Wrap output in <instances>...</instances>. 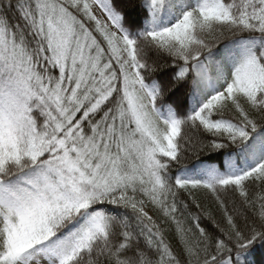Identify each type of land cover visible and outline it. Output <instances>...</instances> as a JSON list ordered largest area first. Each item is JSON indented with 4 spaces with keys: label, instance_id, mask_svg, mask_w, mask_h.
<instances>
[{
    "label": "snow or ice",
    "instance_id": "1",
    "mask_svg": "<svg viewBox=\"0 0 264 264\" xmlns=\"http://www.w3.org/2000/svg\"><path fill=\"white\" fill-rule=\"evenodd\" d=\"M0 264H264V0H0Z\"/></svg>",
    "mask_w": 264,
    "mask_h": 264
},
{
    "label": "trees",
    "instance_id": "2",
    "mask_svg": "<svg viewBox=\"0 0 264 264\" xmlns=\"http://www.w3.org/2000/svg\"><path fill=\"white\" fill-rule=\"evenodd\" d=\"M195 155V153H192L189 155L188 158V163L192 162V158ZM196 198L197 200L201 203V205L206 209V210H211L213 212V215L215 216V218L217 219V221L221 220V214L218 212V210L215 207V203L211 197L210 194L200 191L197 192L196 194ZM221 227H223V224L221 223Z\"/></svg>",
    "mask_w": 264,
    "mask_h": 264
}]
</instances>
